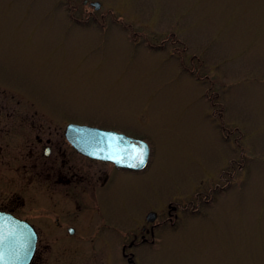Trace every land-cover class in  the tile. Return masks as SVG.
<instances>
[{
  "label": "rangeland",
  "instance_id": "374dc122",
  "mask_svg": "<svg viewBox=\"0 0 264 264\" xmlns=\"http://www.w3.org/2000/svg\"><path fill=\"white\" fill-rule=\"evenodd\" d=\"M87 1L96 21L74 23ZM19 114L147 141L148 168L120 176L106 212L186 204L231 170L136 264H264V0H0V199L21 185ZM86 244L53 240L42 264H126Z\"/></svg>",
  "mask_w": 264,
  "mask_h": 264
},
{
  "label": "flooded vegetation",
  "instance_id": "af4514ba",
  "mask_svg": "<svg viewBox=\"0 0 264 264\" xmlns=\"http://www.w3.org/2000/svg\"><path fill=\"white\" fill-rule=\"evenodd\" d=\"M88 4L93 10L84 12L88 14L84 18L74 16L73 7L69 6L68 16L74 23L89 24L96 21L97 10L91 2ZM24 117L25 114H19L17 126L21 146L22 166L18 175L21 185L18 190L0 199V211L11 213L35 227L38 242L30 264H42L44 248L51 246L53 240L64 239H73L81 251H87L89 245L86 243L92 244L95 251L103 250V247L111 248L112 244L113 247L119 245L126 264H136V248H158L164 229L177 227L181 214L193 213L194 205L214 202L216 194L222 193L232 184L231 177L234 174L231 170H224L220 178L223 180L224 175H227L226 183L208 192L195 193L186 204L173 200L161 206H152L139 219L128 211L125 214L114 213L112 209L106 212V193L120 183L126 172L145 171L151 159L148 166L141 170L120 168L112 162L80 153L69 142L66 136L69 124H88L68 121L59 130L55 125L57 120ZM102 129L125 134L114 128ZM125 135L135 143L144 140ZM229 166L236 168L233 164ZM121 171H124L122 175ZM43 238L53 240L47 245L43 243ZM99 239L100 242H106L96 247L93 242Z\"/></svg>",
  "mask_w": 264,
  "mask_h": 264
},
{
  "label": "water",
  "instance_id": "95a60500",
  "mask_svg": "<svg viewBox=\"0 0 264 264\" xmlns=\"http://www.w3.org/2000/svg\"><path fill=\"white\" fill-rule=\"evenodd\" d=\"M96 10L99 2L91 3ZM69 142L82 154L114 163L117 167L141 170L150 158V146L144 140L135 143L123 133L88 125L69 124L66 131ZM38 242L35 227L0 211V264H30Z\"/></svg>",
  "mask_w": 264,
  "mask_h": 264
},
{
  "label": "trees",
  "instance_id": "16d2710c",
  "mask_svg": "<svg viewBox=\"0 0 264 264\" xmlns=\"http://www.w3.org/2000/svg\"><path fill=\"white\" fill-rule=\"evenodd\" d=\"M210 98V97H209ZM211 101H212V103H213V105L215 106V105H218V103L216 102V100H213V99H211ZM217 103V104H216ZM217 110L218 109H216V108H214V116H216V117H220L221 116V110L222 109H219L220 111L219 112H217Z\"/></svg>",
  "mask_w": 264,
  "mask_h": 264
},
{
  "label": "bare ground",
  "instance_id": "6f19581e",
  "mask_svg": "<svg viewBox=\"0 0 264 264\" xmlns=\"http://www.w3.org/2000/svg\"><path fill=\"white\" fill-rule=\"evenodd\" d=\"M86 3H88V1Z\"/></svg>",
  "mask_w": 264,
  "mask_h": 264
}]
</instances>
